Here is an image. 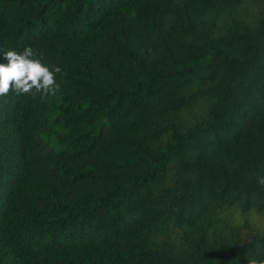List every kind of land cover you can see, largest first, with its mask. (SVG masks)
I'll use <instances>...</instances> for the list:
<instances>
[{"label": "trees", "instance_id": "1", "mask_svg": "<svg viewBox=\"0 0 264 264\" xmlns=\"http://www.w3.org/2000/svg\"><path fill=\"white\" fill-rule=\"evenodd\" d=\"M47 97H0V264L264 259V0H0Z\"/></svg>", "mask_w": 264, "mask_h": 264}, {"label": "clouds", "instance_id": "2", "mask_svg": "<svg viewBox=\"0 0 264 264\" xmlns=\"http://www.w3.org/2000/svg\"><path fill=\"white\" fill-rule=\"evenodd\" d=\"M4 59L7 63H0V97L14 92L16 95L39 94L43 98L59 91L56 75L62 69L44 64L31 46H25L22 52L7 50ZM257 182L264 185V176ZM247 264H264V259L250 258Z\"/></svg>", "mask_w": 264, "mask_h": 264}]
</instances>
